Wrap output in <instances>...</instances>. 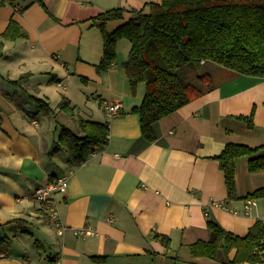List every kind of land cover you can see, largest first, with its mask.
Listing matches in <instances>:
<instances>
[{
  "label": "crops",
  "instance_id": "obj_1",
  "mask_svg": "<svg viewBox=\"0 0 264 264\" xmlns=\"http://www.w3.org/2000/svg\"><path fill=\"white\" fill-rule=\"evenodd\" d=\"M151 1L0 0V35L11 19L27 35L5 40L0 58V232L8 241L0 264H217L189 253L190 243L208 239L207 219L244 235L263 215L261 199L246 214L210 202L243 209V200L227 199L213 157L227 142L264 143V77L199 64L197 72L210 65L211 87L156 121L149 141L130 112L144 94L143 83L131 91L123 67L130 42L119 39L111 67L97 69L104 41L92 17L122 8L120 18L105 23L112 32L136 12L149 13ZM23 74L29 76L21 87L7 82ZM23 90L45 98L54 121L43 123ZM63 97L75 116L56 120L65 114L57 108ZM104 103H119L120 114L108 118ZM240 115H251L252 127ZM78 117L106 123L109 131L107 141L76 164L57 139L64 127L82 134ZM247 163L242 157L236 164L237 197L264 186V170L250 172ZM51 176L67 177L65 193L54 195L62 232L32 199ZM85 225L96 233H73ZM156 235L167 236L169 246Z\"/></svg>",
  "mask_w": 264,
  "mask_h": 264
},
{
  "label": "trees",
  "instance_id": "obj_2",
  "mask_svg": "<svg viewBox=\"0 0 264 264\" xmlns=\"http://www.w3.org/2000/svg\"><path fill=\"white\" fill-rule=\"evenodd\" d=\"M149 5V13L136 12L112 32L106 31L105 23L120 18L122 8L106 9L92 20L100 28L104 41L103 56L96 65L99 71L111 67L119 39L125 38L130 42L123 67L132 92L139 83L144 85L140 104L134 105L130 112L139 116L142 136L152 141L156 137V121L174 113L211 87L207 73L197 76L198 84L184 81L181 77L184 66L198 67L202 61H209L237 74L264 77V0H156ZM26 36L25 30L11 19L0 35V58L5 40ZM28 76L23 74L15 80L7 79V82L21 87ZM202 84L206 86L203 88ZM23 92V97L34 104V114L53 113L45 98L25 90ZM17 106L20 108L19 104ZM57 108L75 116L68 98L63 97ZM251 115L237 118L252 127ZM77 123L81 135L64 127L57 139L76 164L96 147L103 145L109 131L106 123L81 117L77 118ZM242 157L248 158L247 168L250 172L264 170V143L250 146L227 142L222 151L213 157L223 173L227 199L264 200V186L241 197L236 196L235 169ZM206 223L209 237L189 244L192 258L205 257L217 264H264L263 221L257 220L244 235L224 229L212 218H208ZM156 236L165 247L169 246L167 236ZM7 245V237L0 232V251Z\"/></svg>",
  "mask_w": 264,
  "mask_h": 264
},
{
  "label": "built area",
  "instance_id": "obj_3",
  "mask_svg": "<svg viewBox=\"0 0 264 264\" xmlns=\"http://www.w3.org/2000/svg\"><path fill=\"white\" fill-rule=\"evenodd\" d=\"M120 104L119 103H104L103 109L108 118L120 114ZM67 189V177L66 176H51L42 184L37 185L32 193V199L36 202L44 204L47 209L48 215L50 219L53 221L54 226L57 228L59 232H62L64 229V225L62 224L57 206L54 202V195L56 193H65ZM257 200L255 198H247L244 199V205L242 210H238L236 207L228 204L227 201H211V205H218L222 208L229 210L234 214H239L244 212L245 214L249 212L250 208L257 204ZM262 209L263 215L260 217V220L264 222V200H262ZM108 222L113 221V217L108 216L106 219ZM75 235H82L83 237L88 235H93L96 233V230L90 226L85 225L80 228H76L73 230ZM49 264H57V263H49Z\"/></svg>",
  "mask_w": 264,
  "mask_h": 264
},
{
  "label": "rangeland",
  "instance_id": "obj_4",
  "mask_svg": "<svg viewBox=\"0 0 264 264\" xmlns=\"http://www.w3.org/2000/svg\"><path fill=\"white\" fill-rule=\"evenodd\" d=\"M205 62H209V61H202L200 64H204ZM213 63V62H212ZM190 66H193V65H187V67H185L184 66V68L182 69V74H183V76H184V73L185 74H187L188 72H184V71H186ZM210 67V65H207V66H201L200 68V70L197 72V69L195 70V68H194V66L193 67H190V68H192V71L190 72V74L188 73L187 74V76H185V79H184V77L183 76H181L182 77V79L184 80V81H186V82H191V83H193V84H198L199 82H198V79H197V76L199 75V74H203V73H206L205 71H207V69ZM179 71H181V70H179ZM208 74V73H207ZM4 84V83H3ZM6 85V84H5ZM206 85H204V84H202L201 85V87H205ZM32 105L34 106V104L32 103ZM34 108V107H33ZM62 113H65V114H60L59 116L58 115H56V120H63V117H72L68 112H64V111H62ZM63 115H65V116H63ZM39 118L41 119V121L43 122V123H46V122H49V121H54V119H53V117H52V115L51 114H49V115H46V114H39ZM74 229H76V228H74ZM73 229V230H74ZM245 264H249V263H245Z\"/></svg>",
  "mask_w": 264,
  "mask_h": 264
},
{
  "label": "bare ground",
  "instance_id": "obj_5",
  "mask_svg": "<svg viewBox=\"0 0 264 264\" xmlns=\"http://www.w3.org/2000/svg\"><path fill=\"white\" fill-rule=\"evenodd\" d=\"M94 228V227H93ZM95 229V228H94Z\"/></svg>",
  "mask_w": 264,
  "mask_h": 264
}]
</instances>
